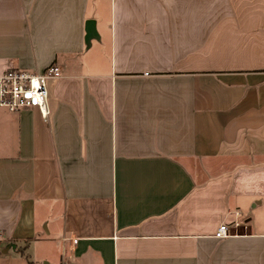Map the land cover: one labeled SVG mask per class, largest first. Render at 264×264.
<instances>
[{"label":"crops","instance_id":"crops-1","mask_svg":"<svg viewBox=\"0 0 264 264\" xmlns=\"http://www.w3.org/2000/svg\"><path fill=\"white\" fill-rule=\"evenodd\" d=\"M50 66L46 119L0 107V264H264V0H0V76Z\"/></svg>","mask_w":264,"mask_h":264},{"label":"built area","instance_id":"built-area-1","mask_svg":"<svg viewBox=\"0 0 264 264\" xmlns=\"http://www.w3.org/2000/svg\"><path fill=\"white\" fill-rule=\"evenodd\" d=\"M60 77L57 66H50L41 73L9 69L0 76V107L9 113L35 108L46 119L49 116L47 83ZM238 227L234 224V228ZM232 232L229 225L221 224L214 237L225 239L232 236Z\"/></svg>","mask_w":264,"mask_h":264},{"label":"water","instance_id":"water-1","mask_svg":"<svg viewBox=\"0 0 264 264\" xmlns=\"http://www.w3.org/2000/svg\"><path fill=\"white\" fill-rule=\"evenodd\" d=\"M85 43L88 44L90 40L96 38V32L92 21H88L85 26Z\"/></svg>","mask_w":264,"mask_h":264}]
</instances>
